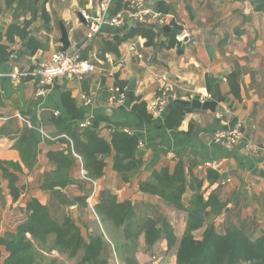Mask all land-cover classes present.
Wrapping results in <instances>:
<instances>
[{
  "label": "crops",
  "instance_id": "obj_1",
  "mask_svg": "<svg viewBox=\"0 0 264 264\" xmlns=\"http://www.w3.org/2000/svg\"><path fill=\"white\" fill-rule=\"evenodd\" d=\"M106 1L38 0L35 19L25 26L32 20V13L17 8V2L7 7L5 0H0V48L5 47L0 50V73L34 72L53 52L60 51L61 26L67 32L69 49L82 46L81 57L95 67L82 80L73 77L56 80L43 95H37L39 88L33 76L16 81L3 79L0 162L17 163L22 174L16 173L20 195L13 201L0 170V237L24 221L25 205L30 199L50 208L58 206L57 200L42 186L55 170L47 154L67 147L64 135L58 133L61 128L55 124L62 117L72 127L90 119L106 142L113 130L120 128L128 129L143 143L136 154L142 168L128 182L112 170L111 158L105 159L103 177L95 181V204L102 195H112L119 201L132 202L144 213L165 207L169 214L163 218L180 239L186 227V214L141 193L138 188L140 183L150 180L153 172L165 167L173 170L181 162L188 174L187 188L190 184V188H196V180L204 198L210 194L218 198L220 210L207 217L217 233L223 234L226 228L235 226L252 240L258 238L264 233V0H111L107 17L122 15L124 21L118 26L104 25L83 46L91 19L99 17ZM42 9L48 15L47 22ZM132 12H137L139 18H131ZM78 14L85 22L79 20ZM155 17L164 23L159 24ZM11 26L25 30L26 35L23 38L13 35L9 41L6 33ZM164 26L180 31L181 35L165 33ZM142 30L153 33L151 41L139 33ZM186 38L188 41L184 43ZM116 39L123 41L115 50ZM231 74L235 75L237 96L228 85ZM220 76L223 79L219 89L225 102L215 112L184 108L189 110L176 117L174 126L168 127L165 121L169 114L165 110L162 115H153L147 109L163 84L170 88L169 104L175 99L189 101L196 95L207 100ZM132 79L134 90L128 92ZM111 88L125 90L121 104L108 102ZM83 96L90 100L88 104L82 100ZM139 104H144L145 115L151 118L149 122L132 112ZM55 112L59 115L55 116ZM233 119L240 126L239 141L231 147L214 142L215 132L229 130L228 123ZM29 131L37 145L31 170L24 167L15 149L18 139ZM81 168L82 162L73 157L67 174L72 184L62 192L68 199L85 197L86 202L93 185L82 179ZM112 182L117 188H112ZM193 193L187 189L183 195L185 206ZM64 208L77 218L82 217L80 211L85 209ZM206 211L210 212V208ZM204 228L194 232L196 240L202 238ZM157 250L165 256L157 264H175L176 247L169 250L165 240L150 250L144 245L142 252ZM105 255L109 262L112 251L107 249ZM4 257L6 253L0 248V264ZM114 262L120 264L117 259Z\"/></svg>",
  "mask_w": 264,
  "mask_h": 264
},
{
  "label": "trees",
  "instance_id": "obj_2",
  "mask_svg": "<svg viewBox=\"0 0 264 264\" xmlns=\"http://www.w3.org/2000/svg\"><path fill=\"white\" fill-rule=\"evenodd\" d=\"M7 7L17 2V8H26L32 13V20L25 23L28 26L37 12L38 0H5ZM42 17L48 21V15L42 9ZM149 41L153 33L149 30L139 31ZM13 35L23 38L25 30L19 31L11 26L6 33L9 41ZM123 39H116L115 50ZM5 47L0 48L4 50ZM36 48L31 50L34 53ZM228 85L233 95L237 96L235 75L228 78ZM123 91V88H118ZM125 92V90H124ZM126 93V92H125ZM189 109H174L166 117L165 126L175 125L176 117L183 115ZM132 112L143 121L151 118L145 115L144 104L133 107ZM60 127L59 134H63V142L67 144L65 150L49 152L47 160L55 166L50 180L42 188L47 189L58 206L70 207L77 202L76 207L85 206V197L68 199L62 192L72 184L68 177V170L72 165L73 154L82 162L86 177L96 181L103 177L106 158L112 160V170L121 180L128 182L142 168L141 159L137 158L139 140L134 135H128L124 129H114L111 139L106 142L99 136L97 124L86 128L66 125V120L59 117L55 120ZM24 167L32 169L35 163L37 145L32 131L23 134L15 144ZM0 170L7 180L8 191L13 201L20 195L18 186L22 168L17 163L0 162ZM189 173V171H188ZM187 173L184 165L178 162L173 170L162 168L151 174L150 180L139 184V191L145 195L156 197L167 206L182 211L187 216L186 227L180 239L173 233L172 227L166 220L155 213L151 214L139 209L130 201H119L116 196L102 195L95 206V215L101 226L110 237L112 250L121 264H138L135 251L140 238L145 247L151 249L160 240H165L170 250L176 247L175 264H264V233L252 240L246 232L235 226L225 229L223 234L217 233L214 223L207 219L213 212L220 210L218 198L212 194L204 198L200 186L194 180L196 188H187ZM187 189L193 190L187 206L182 197ZM210 208V212H207ZM55 211V206L52 207ZM26 217L13 231H8L0 237V248L6 253L2 264H42L44 255L55 250L69 259H78V264H108L105 252L111 251L105 236L98 232L83 237L81 230L74 224L71 217L63 214L57 220L53 217L51 208L42 205L37 199H30L25 205ZM207 219V220H206ZM206 224V225H205ZM204 228L202 238L196 240L194 232ZM109 241V240H108Z\"/></svg>",
  "mask_w": 264,
  "mask_h": 264
},
{
  "label": "built area",
  "instance_id": "obj_3",
  "mask_svg": "<svg viewBox=\"0 0 264 264\" xmlns=\"http://www.w3.org/2000/svg\"><path fill=\"white\" fill-rule=\"evenodd\" d=\"M111 0H107L105 3L102 4V13L96 19H91L89 17H85L86 20L91 19V23L88 28V32L86 33V40L83 44L85 46L88 41H90L93 37H95L101 30L104 25H112L118 26L120 25L124 19L122 15H116L112 18L107 17L109 5ZM129 16L133 19H138L139 14L137 12H132ZM157 18L159 24H163L164 22ZM182 40V39H181ZM82 50V46H78L73 49H68L65 52L55 51L51 54L48 61L40 63L34 72L30 73L28 70H24L21 72H14L10 74L0 73V89L2 85V81L4 78H11L12 80L16 81L22 77L33 76L36 79L37 86L39 88L37 95H43L45 89L54 84V82L58 79L65 78V77H73L77 80H82L83 78L92 74L95 70L94 65L86 59H83L80 55ZM110 96L108 98V102L111 105H118L121 104L125 99V92L120 91L118 88H111L109 90ZM82 100L88 104L90 100L88 98L82 97ZM170 101V89L168 85L163 84L161 89L159 90L158 94L155 98H153L147 104V109L153 115H162L164 110L168 106ZM55 116H58L59 113L55 112ZM91 125L90 119H86L78 123L79 128H86ZM124 132L128 135H132V133L128 129H124ZM241 137L240 126L235 125L232 130H221L215 132L213 136L214 142L224 144L226 147H231L235 145ZM49 139V138H48ZM143 143L141 141L138 142V149H142ZM73 157L78 160L81 164L80 158L73 154ZM81 177L83 180L91 183L93 185V191L90 194V198L95 199L96 194V184L93 181H90L86 177V173L84 169L81 168ZM90 203V201H89ZM92 203H90L91 205Z\"/></svg>",
  "mask_w": 264,
  "mask_h": 264
},
{
  "label": "rangeland",
  "instance_id": "obj_4",
  "mask_svg": "<svg viewBox=\"0 0 264 264\" xmlns=\"http://www.w3.org/2000/svg\"><path fill=\"white\" fill-rule=\"evenodd\" d=\"M168 88H169V86H168ZM93 182H95V181H93ZM112 183H113L112 184V188H117L116 187V183L115 182H112ZM95 184H96V182H95ZM89 201H90V203H92L91 205H90ZM76 205H77V202H75V204L73 206L76 207ZM95 206H96V204L93 202V199L90 198V196H89L88 200L86 199L85 206L84 207L83 206H79L81 209L85 208L84 210L80 211V214L82 216L81 218H77V216H75V217L73 216L72 217V214H70L67 211V208H64V207L59 208V206H57V207H55V211H54V209H52V207H53L52 206L51 207V212L53 213V217L57 218V220L63 214L71 217V219L74 221V224L80 228L81 234H82L83 237H87L90 232H91V234H95V232L97 233V231L102 233L105 236L107 242H109L108 244H109V247H111L112 256H114L113 258L111 256V259L108 262V264H115L114 260L117 259L116 258V253L112 250V245H111V241H110L109 235L107 234V232L105 231L103 226H101L99 220L97 219V217L95 215V211H94L95 210ZM155 213H158L159 216L164 217L165 215L169 214V210L166 209L165 207L164 208H158L155 211ZM146 214L150 215L151 212H147ZM178 220H180V219H178ZM175 227H176V229H178L179 225H176ZM140 239H142V240L141 241L139 240L137 249L135 251V258H136L138 264H157L161 260V258L165 257L164 254L159 252L158 250L155 251L154 253H149V254L145 253V252H142V250L144 249V245L145 244H144L143 238H140ZM44 256L45 257L43 259L42 264H78V259L77 258L69 259V258H67L64 255L59 254L55 250L50 251L48 254H46ZM119 263H120V261H119Z\"/></svg>",
  "mask_w": 264,
  "mask_h": 264
},
{
  "label": "water",
  "instance_id": "obj_5",
  "mask_svg": "<svg viewBox=\"0 0 264 264\" xmlns=\"http://www.w3.org/2000/svg\"><path fill=\"white\" fill-rule=\"evenodd\" d=\"M78 18L81 22H85L83 17L81 16V14H78ZM163 31L165 33H172L175 35H181L180 31L174 30V29L170 28L169 26H164ZM60 35H61V38H60L59 42L62 45L60 51L65 52L69 49L70 44L68 42L67 32H66L65 28L62 26L60 27ZM187 41H188L187 38L183 40L184 43H187ZM222 79H223L222 76H220V78L217 80L216 84L213 87L212 94L209 96V99L201 100L200 95L194 96L189 101L175 99L166 107L165 113L169 114L171 111H173L174 109H177V108H190V107L194 108V109L207 110L210 112H215L216 107L225 102V98L221 95V92L219 89V85L222 82ZM134 82H135L134 79L130 80L129 86L127 88L128 92L134 90ZM236 123H237L236 119L231 120L228 123L229 130H232L235 127Z\"/></svg>",
  "mask_w": 264,
  "mask_h": 264
}]
</instances>
